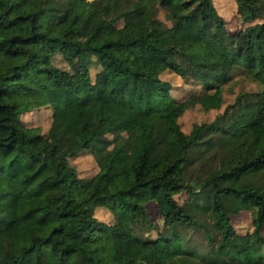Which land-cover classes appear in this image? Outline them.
<instances>
[{
	"label": "trees",
	"instance_id": "trees-1",
	"mask_svg": "<svg viewBox=\"0 0 264 264\" xmlns=\"http://www.w3.org/2000/svg\"><path fill=\"white\" fill-rule=\"evenodd\" d=\"M234 5L246 23L230 32L212 0H0V264H264L258 99L186 130L177 121L195 103L219 106L233 67L264 76V0ZM40 47L76 58L74 86L55 79L57 65H36ZM29 67L44 76L34 93L19 89ZM167 68L201 89L174 97ZM40 106L45 131L20 117ZM82 149L96 163L87 177L68 159ZM148 199L162 217L153 237L133 231L155 225ZM240 210L249 231L230 222Z\"/></svg>",
	"mask_w": 264,
	"mask_h": 264
},
{
	"label": "rangeland",
	"instance_id": "rangeland-1",
	"mask_svg": "<svg viewBox=\"0 0 264 264\" xmlns=\"http://www.w3.org/2000/svg\"><path fill=\"white\" fill-rule=\"evenodd\" d=\"M216 10L224 17L225 25L230 32H235L242 27L246 22L241 21L238 13L235 10L234 0H212ZM162 18L161 13H158ZM149 15L144 13L135 18L133 25L137 33H143L148 27ZM164 23L166 21H163ZM76 58H73L71 63H68L57 50L51 54L50 49L40 47L36 56V65H45L48 62L59 67V71L55 74V79L64 86L72 87L75 84V73L81 72L76 64ZM97 67L89 66V72L92 74ZM160 77L165 78L170 83V93L176 98L187 97L191 92H197L201 84L196 80H183L175 69H164L160 72ZM259 80V82H258ZM44 82V76L37 68L29 67L27 69L26 79L24 83L19 85V89L26 93H34L41 88ZM261 82V83H260ZM201 89V88H200ZM239 92H242L238 94ZM253 92V93H252ZM248 93V94H246ZM252 93V94H251ZM238 94V95H237ZM236 97V102L234 98ZM220 104L217 107L203 109L199 104H193L186 107L177 117L179 126L186 130L192 121L208 120L215 114L221 112L225 105V117L230 118L236 109L247 102H256L264 114V76L260 72L253 75L248 74L240 67H233L229 72V77L221 83L220 87ZM49 108L40 106L20 114L21 119L28 125H38L41 131H45L50 119ZM227 123V122H226ZM69 161L75 167L77 174L80 177L89 176L95 169L96 163L88 149H82L68 157ZM2 158L0 156V163ZM176 200L181 202L186 199L184 191L174 194ZM145 213L151 223L155 224L152 227L144 223H136L133 225V231L140 236L153 237L156 235L157 228L161 227L162 217L159 214L155 201L148 199L144 203ZM93 213L107 221L113 220V214L105 207H95ZM230 222L233 228L238 232L249 231L252 227L250 222V211L240 210L237 213L230 215ZM261 233L264 235V226L261 228Z\"/></svg>",
	"mask_w": 264,
	"mask_h": 264
}]
</instances>
